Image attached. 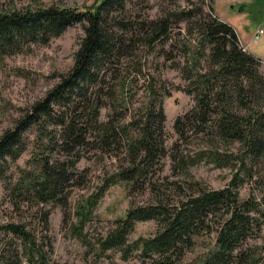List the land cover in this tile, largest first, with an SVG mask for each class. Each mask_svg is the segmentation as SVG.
I'll use <instances>...</instances> for the list:
<instances>
[{"label": "trees", "instance_id": "obj_1", "mask_svg": "<svg viewBox=\"0 0 264 264\" xmlns=\"http://www.w3.org/2000/svg\"><path fill=\"white\" fill-rule=\"evenodd\" d=\"M127 7V0H101L87 8L53 4L0 13V55L24 43L47 44L73 23H86L74 66L0 136V177L16 209L56 203L68 212L72 189L88 172L79 163L112 160L95 191L76 207L73 227L80 237L89 244L84 229L110 186L122 183L130 194L150 197L131 204L97 238L99 252L118 249L124 258L136 253L143 264H260L251 240L264 224L262 60L246 50L231 23L214 15V7L207 14L187 8L181 19L168 12L141 20L123 16ZM183 20V49L189 52L184 90L193 104L175 118L178 137L168 147L163 98L170 91L158 88L154 75H140V62L135 71L125 63L139 61L140 44L170 42ZM29 145L25 164L12 170ZM167 158L172 180L164 176ZM202 162L230 167L228 183L208 189L196 181L190 168ZM49 216L45 210L46 224ZM150 220L157 224L154 233L129 238L139 221ZM27 227L21 221L0 224V264H22L24 258L50 263Z\"/></svg>", "mask_w": 264, "mask_h": 264}, {"label": "rangeland", "instance_id": "obj_2", "mask_svg": "<svg viewBox=\"0 0 264 264\" xmlns=\"http://www.w3.org/2000/svg\"><path fill=\"white\" fill-rule=\"evenodd\" d=\"M100 1L0 0V13L53 4L87 8L93 7ZM127 1L128 7L123 16L127 15L126 17L131 20H136V18L141 20L147 17L160 18L168 12L175 14L176 19H181L186 15L187 8L207 14L212 13L211 9L214 7L213 13L216 17L225 22L228 21L235 27L242 44L247 47L246 50H253L255 55L260 56L257 57L262 60L261 71L264 73V33L260 35L261 38L258 42H255L253 37L256 32L260 34V29L264 31V0ZM176 23L179 24H175L170 42H157L149 47H143L140 44L143 50L138 56L139 61L129 58L125 63L129 70L134 67L132 71H135L140 62L141 66L144 65V71L140 75H154L157 87H162L164 93L170 91V94H165L163 98L167 115L166 144L168 147H171L172 142L178 137L174 128L175 118L187 111L193 104L192 95L184 90L187 80L182 69L186 65L189 54L187 48L183 49L187 22L183 20ZM85 26L84 22H75L61 35L53 37L47 44L24 43L13 52L0 55V136L7 128L13 126L14 120L20 113L45 95L59 75L67 74L74 66L76 53L86 35ZM178 26L181 31L176 29ZM107 111V108L103 109L104 118ZM27 134L32 138V132ZM31 147L29 145L22 157L13 163L12 170H16V165L23 166L25 164ZM166 161L164 176H170V159L167 158ZM110 162L112 163V160L100 162L92 158L83 159L79 163L80 169L88 168V172L86 178L82 180V184L72 189L71 205L67 209L68 212H65L66 210L56 203L24 205L23 209H16L10 190L6 189L7 182L0 177V224L8 221L25 223L37 242L45 247L50 258L49 264H143L136 253L124 258L122 251L118 249L99 252L95 243L97 238L105 233L117 218L126 214L131 204H139L148 200L150 197L148 193L130 194L126 185L114 184L102 196L94 211L93 219L87 223L84 229L89 244L84 240L85 237H80L73 227L79 220L76 212L77 205L95 191L103 177L104 164L108 163L107 167H110ZM229 168L215 167L213 164L202 162L191 167L190 174L208 189H217L224 187L230 180ZM169 179L175 178L170 176ZM247 192L246 189L242 190L243 195ZM45 210L50 211L48 224L43 220ZM156 228L157 224L154 220L139 221L129 238L133 240L141 235H151L156 231ZM263 237L264 224L258 237L251 240V243L256 247V255L260 259V264H264ZM208 241L207 238L204 242L199 243L193 251L189 252L187 259L191 260L192 257H195ZM22 264L35 263L24 258Z\"/></svg>", "mask_w": 264, "mask_h": 264}, {"label": "built area", "instance_id": "obj_3", "mask_svg": "<svg viewBox=\"0 0 264 264\" xmlns=\"http://www.w3.org/2000/svg\"><path fill=\"white\" fill-rule=\"evenodd\" d=\"M264 31L262 29H260V34H258L256 32V34L254 35V40H258L260 38V35H263Z\"/></svg>", "mask_w": 264, "mask_h": 264}, {"label": "bare ground", "instance_id": "obj_4", "mask_svg": "<svg viewBox=\"0 0 264 264\" xmlns=\"http://www.w3.org/2000/svg\"><path fill=\"white\" fill-rule=\"evenodd\" d=\"M38 4V3H37ZM31 6V5H30ZM128 13V12H127ZM93 20V19H92ZM7 40V39H6ZM245 47V46H244ZM156 48V47H155ZM135 49V48H134ZM23 51V50H22ZM188 58V57H187ZM135 64V63H134ZM55 87V86H54ZM144 87V86H143ZM49 100V99H48ZM59 115V114H58ZM45 120V119H44ZM47 125V124H46ZM48 128V127H47ZM51 138V137H50ZM50 145V144H49ZM99 156V155H98ZM76 216V215H75ZM36 218V217H35ZM32 222V221H31ZM80 222V221H79ZM37 225V224H36ZM48 241V240H47ZM4 248V247H3ZM18 251V250H17ZM25 254V252H24ZM24 256V255H23Z\"/></svg>", "mask_w": 264, "mask_h": 264}]
</instances>
